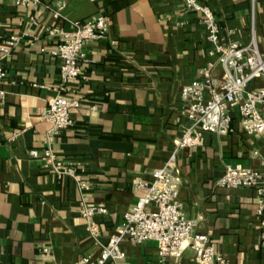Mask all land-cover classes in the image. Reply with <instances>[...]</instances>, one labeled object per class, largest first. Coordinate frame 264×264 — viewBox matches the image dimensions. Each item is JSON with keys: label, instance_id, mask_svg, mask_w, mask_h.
I'll return each instance as SVG.
<instances>
[{"label": "crops", "instance_id": "1", "mask_svg": "<svg viewBox=\"0 0 264 264\" xmlns=\"http://www.w3.org/2000/svg\"><path fill=\"white\" fill-rule=\"evenodd\" d=\"M200 2L212 10L225 40L246 44L253 36L264 53V0ZM98 15L108 18L107 33L86 42L80 75L61 91L60 61L49 49L60 41L58 31ZM50 28L55 35H48ZM205 35L183 0H41L35 9L0 0L6 72L0 83V264L95 260L143 193L136 182L152 181L172 154L170 171L181 179L178 200L194 232L208 237L225 264H264V212L256 214L254 189L216 184L227 164L263 170L264 132L245 133L233 109L232 132L203 131L197 145L176 150L192 125L180 90L211 60ZM11 37L15 43L2 51ZM222 72L216 65L213 78ZM262 86L259 77L247 89ZM58 94L79 101L70 109L71 126L50 145L75 176L58 177L42 159L49 124L41 112ZM83 199L106 209L92 218L96 238L80 213ZM120 247L125 257L118 264H197L191 248L161 259L153 240H124Z\"/></svg>", "mask_w": 264, "mask_h": 264}, {"label": "built area", "instance_id": "2", "mask_svg": "<svg viewBox=\"0 0 264 264\" xmlns=\"http://www.w3.org/2000/svg\"><path fill=\"white\" fill-rule=\"evenodd\" d=\"M16 6L37 8L41 0H13ZM187 10L195 12L205 28V38L209 43L208 54L211 60L200 70V77L182 86L180 97L186 103L185 115L192 125L176 143V150L181 147L195 146L201 132L209 131L221 135L233 131L232 110L239 115L242 130L247 134L264 132V86L247 89L255 78H264V53L258 49L255 38L246 44L236 40H225L212 10L200 0H183ZM58 17V13H54ZM70 32L58 31L61 39L49 52L60 61V90L66 91L70 82L81 73L84 57L83 47L88 40L105 37L108 30V18L104 15L94 16L83 21L72 22ZM48 35H55L54 29L47 30ZM16 37L6 41L1 47L4 52L15 43ZM216 65L223 69L220 79L212 76ZM6 76L0 66V83ZM5 92L0 88V102L4 101ZM79 106L75 98L58 94L51 98L41 112V118L49 124L46 132V144L42 159L58 177L75 176L72 166L57 161L51 149V142L62 130L72 124L70 109ZM17 136L13 134L12 137ZM29 154L36 158L38 151L32 149ZM256 154V152H254ZM174 154L166 164L153 171L150 182L138 181L135 188L143 193L137 197L131 210L125 212L122 222L115 234L100 246L97 258L82 256L76 264H118L125 257L121 242L130 240L140 243L153 240L158 256L180 257L185 248H191L197 264H225L223 256L209 244L208 237L194 232L195 222L186 218L178 200L180 177L173 175ZM216 184L225 188H252L257 197L256 214L264 212V160L263 170H255L241 164H227ZM87 188V186H81ZM103 206H95L83 201L80 213L87 221V230L92 238L98 236V226L93 221L96 213H105ZM264 229V219L260 220ZM264 234V233H263ZM46 252V250L44 249Z\"/></svg>", "mask_w": 264, "mask_h": 264}]
</instances>
